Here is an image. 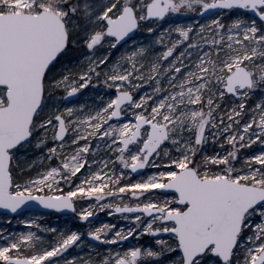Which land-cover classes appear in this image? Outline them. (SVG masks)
Returning <instances> with one entry per match:
<instances>
[{
  "label": "snow or ice",
  "instance_id": "6c2138e0",
  "mask_svg": "<svg viewBox=\"0 0 264 264\" xmlns=\"http://www.w3.org/2000/svg\"><path fill=\"white\" fill-rule=\"evenodd\" d=\"M36 206L86 230L0 264H264V0H0V208Z\"/></svg>",
  "mask_w": 264,
  "mask_h": 264
},
{
  "label": "rangeland",
  "instance_id": "374dc122",
  "mask_svg": "<svg viewBox=\"0 0 264 264\" xmlns=\"http://www.w3.org/2000/svg\"><path fill=\"white\" fill-rule=\"evenodd\" d=\"M225 17L229 15L227 11L224 13ZM196 19H201L198 17L195 13H188L186 16H177L173 15L170 17H166L165 21L161 22V27H167L168 24H173L178 21H182L184 23H189L192 22L193 20ZM142 32H144V35H148L144 29H141ZM140 39H143V37H140ZM85 97L88 99H91V96L89 93L85 94ZM261 149V146L259 144L253 145L251 148L248 149L249 152H256ZM108 210H102L97 214V217L94 221L96 225L98 226L99 223L101 222H115L117 220V217L109 216ZM11 215L5 214V213H0V227H5L8 228L9 230H15V231H20V230H27L28 226L24 224H18L16 223L17 219H23L27 217H32L36 218L39 220L40 223L44 225H55L57 228H63L65 226L71 227L73 224H75L77 227H79L82 231H85V226L77 222L75 220V214H70V215H64V214H59V213H43V212H23L22 214H19L18 216H12L13 219L9 223L8 217ZM120 224H127L128 222L123 220L122 218L119 219ZM140 243L144 245H148L151 243H154L153 238L149 237L148 234H144L141 237H138L134 239L133 237H129L127 241L124 242V246H131L133 244ZM87 251V250H85ZM80 249L78 248H70L69 253L70 254H79Z\"/></svg>",
  "mask_w": 264,
  "mask_h": 264
},
{
  "label": "water",
  "instance_id": "95a60500",
  "mask_svg": "<svg viewBox=\"0 0 264 264\" xmlns=\"http://www.w3.org/2000/svg\"><path fill=\"white\" fill-rule=\"evenodd\" d=\"M0 212L1 213H6V214H9V215H12V216H17L18 215V214L11 213L10 210L2 209V208H0ZM18 212H19V210H18ZM25 212H28V211H25ZM30 212H56V213H61V214H64V215L72 214L70 211H67V210L61 211V210H55V209H46V208H44L42 206H36ZM150 237H152V236H150Z\"/></svg>",
  "mask_w": 264,
  "mask_h": 264
}]
</instances>
